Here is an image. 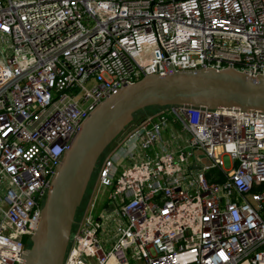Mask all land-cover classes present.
I'll use <instances>...</instances> for the list:
<instances>
[{
  "label": "built area",
  "instance_id": "2783aa9c",
  "mask_svg": "<svg viewBox=\"0 0 264 264\" xmlns=\"http://www.w3.org/2000/svg\"><path fill=\"white\" fill-rule=\"evenodd\" d=\"M228 67L264 75V0H0V264L104 100ZM97 168L64 264H264V111L164 106Z\"/></svg>",
  "mask_w": 264,
  "mask_h": 264
},
{
  "label": "water",
  "instance_id": "95a60500",
  "mask_svg": "<svg viewBox=\"0 0 264 264\" xmlns=\"http://www.w3.org/2000/svg\"><path fill=\"white\" fill-rule=\"evenodd\" d=\"M175 105L264 111V75L253 77L234 67L176 70L145 76L110 95L85 119L58 167L22 264H64L78 210L102 154L136 126L137 112Z\"/></svg>",
  "mask_w": 264,
  "mask_h": 264
},
{
  "label": "rangeland",
  "instance_id": "374dc122",
  "mask_svg": "<svg viewBox=\"0 0 264 264\" xmlns=\"http://www.w3.org/2000/svg\"><path fill=\"white\" fill-rule=\"evenodd\" d=\"M151 110H152V109L146 108V109H144L143 111H139V112H137V114H136L135 117H136V119L138 120V122L142 119V117H143L148 111H151ZM170 122L173 124V126H174V128H175L176 130H179L178 123H175V122L173 121V117H172V116L170 117ZM104 153H105V152H104ZM104 153H103L102 155H104ZM101 161H102V156H101V158H100V160H99V162H98V165L101 163ZM124 164H125V165H128L127 161L124 160ZM97 167H98V166H97ZM97 173H98V168L95 170V172H94V174H93L92 180H91V182H90V184H89V187H88V190H87L86 195H85V197H84V200H83V202H82V204H81V206H80V208H79V211H78V214H77V218H76V220H78V219L80 218L83 209L86 207V205H87V203H88V198H89V195H90L91 191L93 190V187H94V181H95V178H96ZM108 190H109V189H106V190H105V194L102 195V198H101V204H103V205H100V206H99V210L102 209V208H104V203H106L107 195H108V193H109Z\"/></svg>",
  "mask_w": 264,
  "mask_h": 264
},
{
  "label": "crops",
  "instance_id": "0c3cea01",
  "mask_svg": "<svg viewBox=\"0 0 264 264\" xmlns=\"http://www.w3.org/2000/svg\"><path fill=\"white\" fill-rule=\"evenodd\" d=\"M150 109H152V110L151 111H148L142 118H144V117H146L148 115L157 113L159 110L162 109V107L161 106H159V107H155L154 106L153 108H150Z\"/></svg>",
  "mask_w": 264,
  "mask_h": 264
},
{
  "label": "trees",
  "instance_id": "16d2710c",
  "mask_svg": "<svg viewBox=\"0 0 264 264\" xmlns=\"http://www.w3.org/2000/svg\"><path fill=\"white\" fill-rule=\"evenodd\" d=\"M153 107H154V106H153ZM153 107H149V109H150V108H153ZM155 107H159V106H155ZM106 151H107V150H106ZM106 151H105V152H106ZM219 180H220V179H219Z\"/></svg>",
  "mask_w": 264,
  "mask_h": 264
},
{
  "label": "flooded vegetation",
  "instance_id": "af4514ba",
  "mask_svg": "<svg viewBox=\"0 0 264 264\" xmlns=\"http://www.w3.org/2000/svg\"><path fill=\"white\" fill-rule=\"evenodd\" d=\"M79 211V210H78ZM78 214V213H77Z\"/></svg>",
  "mask_w": 264,
  "mask_h": 264
}]
</instances>
